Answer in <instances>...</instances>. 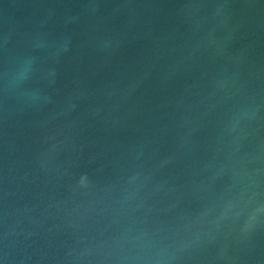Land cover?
<instances>
[{
    "label": "water",
    "instance_id": "1",
    "mask_svg": "<svg viewBox=\"0 0 264 264\" xmlns=\"http://www.w3.org/2000/svg\"><path fill=\"white\" fill-rule=\"evenodd\" d=\"M0 264H264V0H0Z\"/></svg>",
    "mask_w": 264,
    "mask_h": 264
}]
</instances>
